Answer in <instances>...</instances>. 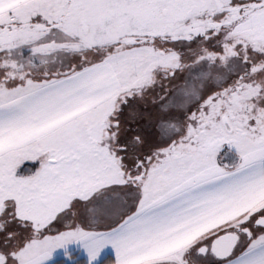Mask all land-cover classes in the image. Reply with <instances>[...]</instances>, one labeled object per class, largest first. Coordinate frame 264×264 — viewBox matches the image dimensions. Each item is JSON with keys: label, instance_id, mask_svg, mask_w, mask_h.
<instances>
[{"label": "snow or ice", "instance_id": "1", "mask_svg": "<svg viewBox=\"0 0 264 264\" xmlns=\"http://www.w3.org/2000/svg\"><path fill=\"white\" fill-rule=\"evenodd\" d=\"M0 264H264V0H0Z\"/></svg>", "mask_w": 264, "mask_h": 264}]
</instances>
